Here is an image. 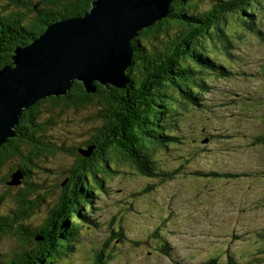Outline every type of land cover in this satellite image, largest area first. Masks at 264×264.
<instances>
[{"label":"rangeland","instance_id":"obj_1","mask_svg":"<svg viewBox=\"0 0 264 264\" xmlns=\"http://www.w3.org/2000/svg\"><path fill=\"white\" fill-rule=\"evenodd\" d=\"M197 1L205 9L213 3ZM259 2L257 15L232 12L221 22L230 45L217 38L198 40L205 48L201 53L226 70L219 78L215 73L206 76L209 91L199 92L196 104L175 106L181 113L176 115L175 144L151 149V157L171 173V180L148 179L127 165L103 177L92 200L91 223H82L70 241L74 247L62 250L51 263L91 264L100 251V264H199L212 258L224 264L230 256L232 264H264V0ZM16 9L35 14L30 4L0 0V13ZM178 33L173 28L170 34ZM93 112L88 107L63 113V123L48 129L43 140L57 154L34 158L25 182L17 186L0 181V216L16 211L25 197L43 198L23 224L30 234L45 222L60 192L58 171L72 161L62 150L79 135L94 133L88 124H99ZM19 163L12 159L0 178ZM208 171L219 175L196 173ZM17 236L0 239V264L12 255ZM165 243L170 246L167 255L161 250Z\"/></svg>","mask_w":264,"mask_h":264},{"label":"trees","instance_id":"obj_2","mask_svg":"<svg viewBox=\"0 0 264 264\" xmlns=\"http://www.w3.org/2000/svg\"><path fill=\"white\" fill-rule=\"evenodd\" d=\"M17 1L30 4L35 14L26 16L18 9L8 14L0 13V67L11 62L10 56L16 47L29 44L51 23L82 15L91 2ZM211 1L213 3L205 9L197 0H171L166 16L138 29L130 40L132 58L124 72L123 87L104 86L94 81L95 91L86 92L80 82L74 81L65 95L39 99L22 110L14 127L15 134L0 144V171L12 159L21 161L0 178L6 186L16 172L22 173L20 183L22 179L25 182L34 158L57 154L55 148L43 140L49 137L48 129L63 123V113L89 107L99 124L89 122L94 133L88 138L79 135L73 146L62 150L72 161L63 166L62 172L58 171L63 178L58 183L60 192L48 219L39 228L29 234L23 221L31 216L40 202H44L43 198L30 200L25 197L19 200L23 203L16 211L0 216V239L18 235L17 246L5 264H28L29 257L34 264H47L58 258V254L62 255V250L73 248L70 241L76 237L80 225L91 223L92 200L102 189L103 177L116 175L118 167L131 166L140 175L159 182L171 180V173L161 170L151 157V149H167L175 144L179 123L176 115L181 114L176 107L182 109L189 102L196 104L197 94L209 91L206 76L215 73L219 78L226 70L222 63L201 53L205 48L204 44H199V38L210 41L217 38L221 44L230 45L221 22L232 12L246 18L257 15L255 9L260 4V0ZM173 28L179 33L171 35ZM86 151L89 154H84ZM196 173L211 178L219 175L215 171ZM27 186L33 189L30 183ZM1 201L3 196L0 205ZM30 235L37 242L32 243ZM47 238L51 246L44 250L41 241ZM161 250L167 255L170 246L165 243ZM101 255L96 251L91 264H100ZM232 263L231 256L224 262ZM49 264L53 263L50 261ZM199 264L217 262L212 258Z\"/></svg>","mask_w":264,"mask_h":264},{"label":"water","instance_id":"obj_3","mask_svg":"<svg viewBox=\"0 0 264 264\" xmlns=\"http://www.w3.org/2000/svg\"><path fill=\"white\" fill-rule=\"evenodd\" d=\"M171 0H91L79 16L47 25L18 46L0 67V144L15 134L21 112L39 99L63 96L74 81L94 92V81L123 87L131 64V38L166 16ZM21 172L8 185H17ZM19 182V183H18Z\"/></svg>","mask_w":264,"mask_h":264},{"label":"flooded vegetation","instance_id":"obj_4","mask_svg":"<svg viewBox=\"0 0 264 264\" xmlns=\"http://www.w3.org/2000/svg\"><path fill=\"white\" fill-rule=\"evenodd\" d=\"M48 232H49V230L47 231V233ZM41 244L44 246V250L46 247H47V249H49L51 246V243H50L48 238L46 240L41 241ZM31 259H32V257H29V260H27V261H29L28 264H34V261H32Z\"/></svg>","mask_w":264,"mask_h":264},{"label":"bare ground","instance_id":"obj_5","mask_svg":"<svg viewBox=\"0 0 264 264\" xmlns=\"http://www.w3.org/2000/svg\"><path fill=\"white\" fill-rule=\"evenodd\" d=\"M20 184V183H19ZM17 186V185H16Z\"/></svg>","mask_w":264,"mask_h":264}]
</instances>
